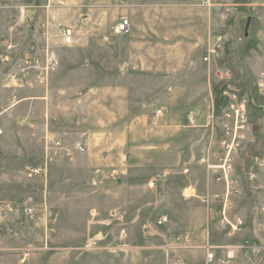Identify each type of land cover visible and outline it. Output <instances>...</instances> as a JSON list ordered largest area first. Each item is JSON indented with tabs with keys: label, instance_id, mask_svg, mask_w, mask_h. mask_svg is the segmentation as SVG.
<instances>
[{
	"label": "rangeland",
	"instance_id": "1",
	"mask_svg": "<svg viewBox=\"0 0 264 264\" xmlns=\"http://www.w3.org/2000/svg\"><path fill=\"white\" fill-rule=\"evenodd\" d=\"M252 16L262 26L249 35ZM125 17L132 26L122 34ZM263 32L264 0H0V264H204L200 248L169 247L185 233L198 243L248 240L229 264H264ZM8 50L13 62L30 50L49 57L47 81L7 85ZM225 92L245 97L249 111L231 200L230 215L245 221L236 235L219 223L224 184L199 163L221 135ZM93 128L107 135L89 150L81 133ZM48 131L66 133L72 153L30 176L55 145ZM93 209L98 225L88 224ZM113 211L122 219L106 223Z\"/></svg>",
	"mask_w": 264,
	"mask_h": 264
},
{
	"label": "built area",
	"instance_id": "2",
	"mask_svg": "<svg viewBox=\"0 0 264 264\" xmlns=\"http://www.w3.org/2000/svg\"><path fill=\"white\" fill-rule=\"evenodd\" d=\"M204 3L209 4V0H203ZM132 21L129 17L122 18L118 25L117 31L122 34H127L131 31ZM264 39V33H263ZM62 42L65 44H71L73 42V36L71 30H65ZM10 47V46H9ZM9 51V50H8ZM31 54L24 58H20L18 61L11 60L10 55H3V59L8 60L10 64L7 71L6 80L7 85L10 86H23L31 84L34 79L39 83H44L47 81V76L51 70V63L49 57L45 60L40 61L38 56L34 54V51L30 50ZM209 60V56L205 57ZM13 62V63H11ZM222 76H229L230 71L225 70L221 74ZM258 89L264 91V70L259 73ZM229 100L223 108L222 112V122H221V135L217 140L216 145L211 149V151L204 153L200 159L199 163L212 175V179L216 183L224 184V191L217 193L216 198L221 200V205L217 209V213L221 216L219 223L224 227L228 228L232 235H236L241 232L245 226V221L241 215H230V210L232 208L231 200L233 196H236L240 190V181L236 173V159L242 150V144L246 139L249 130V111L247 99L243 96H238L235 93H227ZM13 105L18 103L16 98L12 99ZM164 109L158 108L155 111L156 117H161L164 115ZM191 121H194V115L190 114ZM4 134L3 128H0V136ZM55 145L49 146L47 144V157L40 163L28 167V174L30 176H38L45 174L49 161L53 160L56 156L60 155V150L66 152H61L63 155H70L72 153L70 148H66L63 140L56 139L51 142ZM50 147V150H49ZM75 150L84 152L86 150V144L83 141H78L75 146ZM65 153V154H64ZM258 166L264 170V153L257 157ZM121 171L116 169L114 173ZM24 204L27 213L30 216H34L37 213L36 204L33 203L32 198L24 200ZM3 204H0V208ZM262 222L264 224V205L262 207ZM99 213L96 209L91 210V218L89 219V225H98L102 221L99 220ZM110 217L106 219V223H111L114 219H122L121 214L117 211L110 213ZM113 217V218H112ZM167 221V216L161 215L156 221L155 225H163ZM153 229V226H148L147 230L144 232L148 235ZM120 240L124 241L128 238V232L126 229H122L120 233ZM97 235L89 237L86 243V248H92L95 246ZM130 244L124 243L120 248H128ZM252 244L247 240L245 244H235V243H215L211 242L209 239L202 243H198L194 240V237L190 233L181 234L177 240L169 247L178 248L185 247L191 249H202L205 253L204 264H229L234 260L239 251L244 248H250Z\"/></svg>",
	"mask_w": 264,
	"mask_h": 264
},
{
	"label": "crops",
	"instance_id": "3",
	"mask_svg": "<svg viewBox=\"0 0 264 264\" xmlns=\"http://www.w3.org/2000/svg\"><path fill=\"white\" fill-rule=\"evenodd\" d=\"M259 22L256 20V18H254V16H252V22L249 26V29H248V33L249 35L252 33H256L258 30H259ZM262 26V25H261ZM259 32V31H258ZM264 33V32H263ZM262 34V33H261ZM264 70V69H263ZM123 90V89H122ZM127 93V92H126ZM125 98L128 100V95L127 94H124ZM156 111V110H155ZM153 115H155V112H153ZM49 125V123H48ZM81 134H84V137H85V140L87 141L88 145H89V150H93V145L96 144V143H103V141L105 142V139H106V135H107V131H102L98 128H93V129H90L88 131H82ZM48 138H52L53 140H56V139H60V140H66V133L64 132H61V131H48V134H47ZM50 136V137H49ZM74 143V142H73ZM72 143V145H73ZM118 142H116V144H114L115 147H118L116 146ZM122 143V142H120ZM112 145V144H111ZM215 187L217 188V185L218 184H215ZM263 207V206H262ZM89 221V220H88ZM89 224V222H88ZM87 224V231L89 233V225Z\"/></svg>",
	"mask_w": 264,
	"mask_h": 264
},
{
	"label": "water",
	"instance_id": "4",
	"mask_svg": "<svg viewBox=\"0 0 264 264\" xmlns=\"http://www.w3.org/2000/svg\"><path fill=\"white\" fill-rule=\"evenodd\" d=\"M251 18L248 19L247 26H246V34H248V29L250 26Z\"/></svg>",
	"mask_w": 264,
	"mask_h": 264
}]
</instances>
